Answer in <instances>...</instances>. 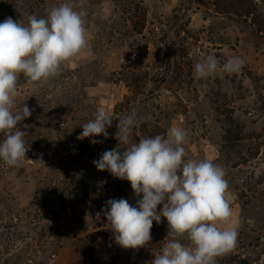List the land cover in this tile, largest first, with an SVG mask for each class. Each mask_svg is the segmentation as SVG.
I'll return each mask as SVG.
<instances>
[{
  "label": "rangeland",
  "instance_id": "1",
  "mask_svg": "<svg viewBox=\"0 0 264 264\" xmlns=\"http://www.w3.org/2000/svg\"><path fill=\"white\" fill-rule=\"evenodd\" d=\"M46 1L50 9L70 3L82 14L88 44L46 82L29 83L22 74L18 79L14 111L25 104L32 112L17 125L28 133L24 140L29 150L16 167L2 163L5 183L11 186L17 205L28 206L38 193L37 181L52 176L48 164L40 165L36 159L48 158L56 163V193L68 194L65 203L62 198L53 203L55 211L66 207L65 216L56 222L64 246L53 260L41 255L35 262L151 264L161 253L168 240L165 218L159 224L153 221L145 246L124 249L116 244L101 212L110 199H127L135 206L137 198L130 182L97 170L93 161L109 148V142L95 150L99 143L91 140L114 138L110 149L117 147L118 119L133 115L136 123L130 143L167 136L171 127L178 126L188 134L186 159L211 160L225 170L226 199L238 237L234 250L218 257L217 264L240 260L264 264V39L251 18L240 15L250 9L264 14V0H254L256 7L243 0ZM131 19L143 25L140 34L132 31ZM135 51L147 76L134 72L129 82L120 73L133 61ZM208 55H214L221 66L232 56L245 63L238 73L221 69L207 79H197L194 66ZM117 104H124V111L115 116ZM99 107L113 118L108 138L78 140L80 126L93 119ZM40 168L43 171L37 173ZM64 186L68 190L63 191ZM46 197L39 194L43 201ZM162 207L158 205L157 211ZM182 242L187 244V238Z\"/></svg>",
  "mask_w": 264,
  "mask_h": 264
},
{
  "label": "clouds",
  "instance_id": "2",
  "mask_svg": "<svg viewBox=\"0 0 264 264\" xmlns=\"http://www.w3.org/2000/svg\"><path fill=\"white\" fill-rule=\"evenodd\" d=\"M27 21L8 17L0 22V134L4 135L0 160L9 167L18 166L29 150L24 140L28 133L17 125L32 112L25 104L14 111L20 75L29 83L46 82L88 44L83 16L70 3L51 8L46 18L29 15ZM244 63L243 58L232 56L221 66L214 55H208L195 64L194 73L197 79H207L221 69L231 75L240 72ZM112 121L109 112L99 107L94 118L80 126L83 130L77 139L108 138ZM135 123L133 115L118 119L117 147L93 161L97 170L130 182L137 198L135 206L120 198L106 201L101 209L116 244L124 249L145 246L153 221L159 224L163 217L168 240L151 264H217L218 257L234 250L238 237L226 199L225 170L211 160L186 159L188 134L178 126L171 127L166 137L130 143ZM184 237L187 244L182 242Z\"/></svg>",
  "mask_w": 264,
  "mask_h": 264
},
{
  "label": "trees",
  "instance_id": "3",
  "mask_svg": "<svg viewBox=\"0 0 264 264\" xmlns=\"http://www.w3.org/2000/svg\"><path fill=\"white\" fill-rule=\"evenodd\" d=\"M251 6L256 7L254 0H243ZM217 4V3H216ZM50 11V7L46 0H0V22H3L6 18L11 17L14 21H21L27 24V18L29 15H35L38 18L47 17ZM251 18V22L257 27L258 33L264 39V14H254L250 9L246 14H240ZM132 21V19H131ZM132 31L140 34L143 25L138 26L135 21L131 22ZM147 53V47L144 48ZM143 66L139 55L135 51L133 61L123 67L122 75L123 80L133 81L132 74L134 72L140 74L143 77L147 76V72L143 71L140 67ZM127 82V83H129ZM131 86L129 85L128 88ZM128 104V103H127ZM124 104H117L115 107V116L124 111ZM144 126L147 124H143ZM160 133H165L163 129L159 130ZM165 136V135H164ZM166 137V136H165ZM4 139V135L0 134V141ZM116 140V139H115ZM109 142L114 145L113 140L102 141L99 146L95 147V150H102L105 146L104 143ZM28 152V151H27ZM26 152V153H27ZM36 161L40 165H46V168L50 169V176L47 181L38 180V189L34 198L30 201V204L26 207H19L17 205V199L12 194L11 186L6 184V178L4 176L5 171L3 160H0V261L9 262L10 264H37L36 258H40L41 255H45L47 258L53 260L59 249L63 245V235L61 233V227L56 223L58 220L65 216V211H55L54 202L57 204L59 200L67 201L68 194L63 192L62 195L56 193L55 187V170L56 165L53 159L38 158ZM43 169H38L37 173L42 172ZM68 186H64L63 191L68 190ZM40 193H45L49 198H45V201L39 198ZM239 264H248L246 260H240Z\"/></svg>",
  "mask_w": 264,
  "mask_h": 264
}]
</instances>
